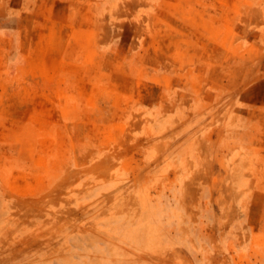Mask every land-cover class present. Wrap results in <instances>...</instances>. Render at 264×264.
Masks as SVG:
<instances>
[{"label":"rangeland","instance_id":"rangeland-1","mask_svg":"<svg viewBox=\"0 0 264 264\" xmlns=\"http://www.w3.org/2000/svg\"><path fill=\"white\" fill-rule=\"evenodd\" d=\"M0 264H264V0H0Z\"/></svg>","mask_w":264,"mask_h":264}]
</instances>
